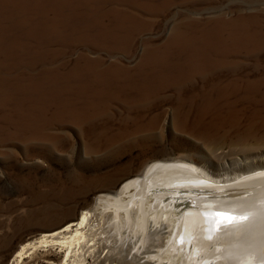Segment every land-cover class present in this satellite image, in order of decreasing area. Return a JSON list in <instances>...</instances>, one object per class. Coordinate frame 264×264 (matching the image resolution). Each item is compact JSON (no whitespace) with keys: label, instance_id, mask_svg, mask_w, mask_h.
I'll use <instances>...</instances> for the list:
<instances>
[{"label":"rangeland","instance_id":"obj_1","mask_svg":"<svg viewBox=\"0 0 264 264\" xmlns=\"http://www.w3.org/2000/svg\"><path fill=\"white\" fill-rule=\"evenodd\" d=\"M213 154L264 162V0H0V264L148 162Z\"/></svg>","mask_w":264,"mask_h":264},{"label":"bare ground","instance_id":"obj_2","mask_svg":"<svg viewBox=\"0 0 264 264\" xmlns=\"http://www.w3.org/2000/svg\"><path fill=\"white\" fill-rule=\"evenodd\" d=\"M211 158L148 162L119 194L21 245L10 264L48 247L62 254L51 264H264V162Z\"/></svg>","mask_w":264,"mask_h":264},{"label":"snow or ice","instance_id":"obj_3","mask_svg":"<svg viewBox=\"0 0 264 264\" xmlns=\"http://www.w3.org/2000/svg\"><path fill=\"white\" fill-rule=\"evenodd\" d=\"M233 219H236V220H243V219H246V217H239V218H233Z\"/></svg>","mask_w":264,"mask_h":264},{"label":"water","instance_id":"obj_4","mask_svg":"<svg viewBox=\"0 0 264 264\" xmlns=\"http://www.w3.org/2000/svg\"><path fill=\"white\" fill-rule=\"evenodd\" d=\"M183 208L185 209V208H186V205H184ZM236 217H237V216H236Z\"/></svg>","mask_w":264,"mask_h":264}]
</instances>
